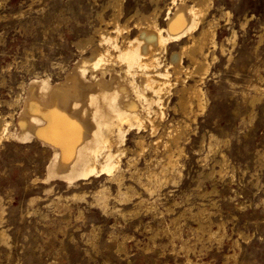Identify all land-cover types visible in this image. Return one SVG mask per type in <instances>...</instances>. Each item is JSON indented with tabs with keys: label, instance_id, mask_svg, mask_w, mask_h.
<instances>
[{
	"label": "rangeland",
	"instance_id": "374dc122",
	"mask_svg": "<svg viewBox=\"0 0 264 264\" xmlns=\"http://www.w3.org/2000/svg\"><path fill=\"white\" fill-rule=\"evenodd\" d=\"M169 1L160 0L159 6ZM107 3L108 0H0V111L15 113V108L3 101L13 98L21 82L37 75L47 74L52 80L64 75L80 54L74 42L100 24L97 13L105 20L110 18L112 7ZM213 3L211 12L218 17L217 35L224 40L225 52L215 50L216 60L204 87L207 106L198 116L186 145L189 156L184 176L178 185L169 186L171 192L162 196V202L170 204L175 199L181 203L174 207L171 217L184 207L192 212L206 207L214 212V219L224 221L229 236L217 245L193 235L189 227L198 226L193 218L178 219L184 239L195 249L190 253L192 259L222 264V255L235 250L236 264H264V94L253 104L250 102L256 94L254 86L264 88V0ZM122 8L124 17L136 8L148 11L152 3L123 0ZM221 12L229 15L220 17ZM232 37L234 44L226 40ZM182 41L169 43L168 50H176ZM210 132L222 140L220 149L228 158V172H217L213 177L216 191L203 194L196 185L198 171L203 169L198 158L206 154L205 146L196 151L201 136ZM132 134L131 131L127 140L130 146ZM47 151L33 138L0 143V231L4 234L0 237V264H183V251L170 255V247H166L164 254L160 252L159 242L168 243L166 237H158V245L145 250L146 243L152 246L147 222L161 229L170 223L168 215L156 222L141 213L133 217L117 213L107 216L91 204L89 195L80 200L82 203L69 200L65 208L49 204L48 199L58 194L70 196V190L53 181V191L47 192L46 185L40 182ZM205 163L208 169L213 157L209 155ZM95 184H89L87 191H92ZM200 185L208 191L213 186L208 178L202 179ZM133 187L142 193L136 183ZM131 203L130 200L122 207L128 209ZM125 235L132 236L126 243L127 254L118 255L114 243ZM234 239H238L239 248L233 246ZM174 243L180 245L177 238Z\"/></svg>",
	"mask_w": 264,
	"mask_h": 264
},
{
	"label": "bare ground",
	"instance_id": "6f19581e",
	"mask_svg": "<svg viewBox=\"0 0 264 264\" xmlns=\"http://www.w3.org/2000/svg\"><path fill=\"white\" fill-rule=\"evenodd\" d=\"M159 1L150 0L152 8L146 12L136 8L122 17L123 0H108L110 18L105 20L97 13L100 24L74 42L80 54L61 78L37 75L21 82L10 101H3L14 107L15 113L0 111V143L33 138L48 150L40 182L47 192L53 191V181L70 190V196L58 194L48 199L49 204L65 208L69 200L78 203L89 195L91 204L107 216L141 213L156 222L168 215L170 223L161 229L147 222L152 246L146 243L145 250L157 246L156 240L162 236L168 243L159 242L161 253L170 247V255L184 252L183 264H212L190 257L195 249L184 239L178 219L193 218L198 226L189 230L197 239L222 244L229 236L222 218L214 219V212L206 207L195 212L184 207L171 217L180 202L173 199L167 204L162 196L165 198L171 192L169 186L178 185L184 176L189 156L186 145L207 106L206 78L216 60L215 50L224 53L225 43L218 39L219 20L211 12L213 0H170L163 7ZM227 15L220 13V17ZM233 37L226 40L234 44ZM180 40L176 50H168L169 43ZM86 50L88 55H83ZM263 89L254 86L252 104L263 96ZM131 131L133 146L127 143ZM220 142L211 132L203 134L196 151L205 146L206 154L198 158L203 169L198 171L196 185L203 194L216 191L213 177L217 172H228V158ZM209 155L213 164L207 169ZM204 178L212 181L211 191L201 189ZM94 182L93 190L87 191ZM130 200L131 207H122ZM0 237H4L3 231ZM131 238L125 235L113 242L118 255L127 254L126 243ZM176 238L179 246L174 243ZM231 241L239 248L238 239ZM232 251L222 255V264L230 260L236 264L237 253Z\"/></svg>",
	"mask_w": 264,
	"mask_h": 264
}]
</instances>
